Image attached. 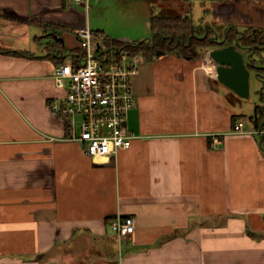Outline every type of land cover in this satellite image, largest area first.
Returning <instances> with one entry per match:
<instances>
[{"label":"crops","instance_id":"crops-1","mask_svg":"<svg viewBox=\"0 0 264 264\" xmlns=\"http://www.w3.org/2000/svg\"><path fill=\"white\" fill-rule=\"evenodd\" d=\"M190 1L0 0V264H264V99L253 75L241 100L201 51L139 55L135 138L111 158L65 140L49 108L66 95L54 75L77 62L78 28L142 42L152 16H191ZM201 1L191 17L208 38L256 31L264 57V0ZM117 217L135 218V232L117 235Z\"/></svg>","mask_w":264,"mask_h":264},{"label":"built area","instance_id":"built-area-1","mask_svg":"<svg viewBox=\"0 0 264 264\" xmlns=\"http://www.w3.org/2000/svg\"><path fill=\"white\" fill-rule=\"evenodd\" d=\"M75 33L85 51L83 62L76 66L66 61L56 68L55 81L66 95L51 100L49 108L65 122V140L80 143L92 159L111 158L129 149L135 138L127 128V119L138 101L132 80L139 72L141 58L123 51L118 60L101 61L102 51L98 53L97 49L103 45L104 36L90 26L78 28ZM237 124L241 133H248L243 122ZM213 139L214 144L221 143L218 136ZM110 226L125 238L135 232L136 219L117 217Z\"/></svg>","mask_w":264,"mask_h":264},{"label":"trees","instance_id":"trees-1","mask_svg":"<svg viewBox=\"0 0 264 264\" xmlns=\"http://www.w3.org/2000/svg\"><path fill=\"white\" fill-rule=\"evenodd\" d=\"M218 1V0H217ZM38 25H43L46 28L47 25L43 22H36ZM53 26V25H49ZM150 27L152 36H154V44H147L146 42H127L109 39L104 36V43L101 46L103 51L100 53L101 61L106 58L107 62L118 60L120 52L126 51L131 56L145 55L146 57H157L160 53H176L183 57H196L199 55V51L203 47L208 46V38L201 41L197 38L202 37L205 34L203 26L197 27L191 16H181L175 14H160L154 15L150 18ZM58 28L57 26H53ZM228 41L232 43L238 38V34L227 33ZM172 39V40H171ZM180 43L178 44V42ZM244 43L249 46L261 47V36L256 31L245 32ZM58 45L57 42H55ZM139 44V45H138ZM258 51V50H257ZM79 57L76 66L81 65L83 62L85 51L82 46L80 48ZM65 61H62L64 63ZM234 120L236 118L234 117ZM235 122V121H234Z\"/></svg>","mask_w":264,"mask_h":264},{"label":"water","instance_id":"water-1","mask_svg":"<svg viewBox=\"0 0 264 264\" xmlns=\"http://www.w3.org/2000/svg\"><path fill=\"white\" fill-rule=\"evenodd\" d=\"M207 28L206 25L204 36H197L199 40L204 41L208 38ZM237 33L239 34V38L230 43L228 41L227 30H225L222 40H220V34L215 31L214 36L208 38V46L201 48L200 51L203 56H207L215 65L218 81L232 90L235 96H238L241 100L251 98L250 81L253 75V81L261 85L258 89L259 96L261 99H264V57L259 59L255 57L257 50L262 51V48L246 45L243 41L245 33L238 30ZM55 38L57 39L56 36ZM152 39V37L147 38L142 42L147 41L149 44ZM101 51L103 49L99 46L97 52ZM247 52L250 53L247 54ZM56 54L62 55L60 50L56 51ZM263 141L264 137L260 140L261 145Z\"/></svg>","mask_w":264,"mask_h":264},{"label":"rangeland","instance_id":"rangeland-1","mask_svg":"<svg viewBox=\"0 0 264 264\" xmlns=\"http://www.w3.org/2000/svg\"><path fill=\"white\" fill-rule=\"evenodd\" d=\"M190 2H192L191 5H189L185 11H187L186 13H188L189 15H191L194 19L198 21V18H200L204 14L203 12L204 9L202 8V4H201L202 1L192 0ZM129 59L127 60L129 61Z\"/></svg>","mask_w":264,"mask_h":264},{"label":"flooded vegetation","instance_id":"flooded-vegetation-1","mask_svg":"<svg viewBox=\"0 0 264 264\" xmlns=\"http://www.w3.org/2000/svg\"><path fill=\"white\" fill-rule=\"evenodd\" d=\"M152 38H153V39H152V41H151L149 44H151V43L154 44V36H152ZM171 40H172V39H171ZM144 42H146V43L148 44L147 41H144ZM179 43H180V41L178 42V44H179ZM160 54H164V53H160Z\"/></svg>","mask_w":264,"mask_h":264}]
</instances>
